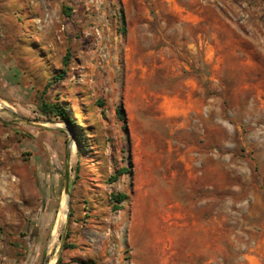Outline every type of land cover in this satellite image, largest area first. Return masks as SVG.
<instances>
[{
	"label": "rangeland",
	"instance_id": "rangeland-1",
	"mask_svg": "<svg viewBox=\"0 0 264 264\" xmlns=\"http://www.w3.org/2000/svg\"><path fill=\"white\" fill-rule=\"evenodd\" d=\"M53 259L264 264V0H0V264Z\"/></svg>",
	"mask_w": 264,
	"mask_h": 264
},
{
	"label": "trees",
	"instance_id": "trees-1",
	"mask_svg": "<svg viewBox=\"0 0 264 264\" xmlns=\"http://www.w3.org/2000/svg\"><path fill=\"white\" fill-rule=\"evenodd\" d=\"M69 60H70V58H68V57H66L64 59V63H63L64 67L68 66ZM65 75H66V70L63 69L62 74H58L51 79V81L48 84V88H53L57 83L64 81ZM38 107H39L41 113L45 117H47L49 120L59 119V120L66 122L67 124L72 126L74 129H76V136L79 139V153H80V155H82L84 152L89 151V149H87V148L90 147V145H87V139L83 135V132H82L83 128H80L81 126L79 125L78 121H76V119H75L76 115L80 116V114L78 112H75L73 114L70 112V110H68V108L66 106L63 105L62 102H60V101L49 102V101H46L43 97H41L39 99ZM117 114H118L119 118H121L123 120L125 119V111H124L123 107L118 108ZM127 173H129V170L126 168L119 170V173L110 177V182L114 183V182L118 181L119 176L121 174H127ZM112 197H113V200L117 203H122L128 198L127 194H124V193L113 194ZM114 207L116 210L122 209L121 206H114ZM61 263H62V260L60 259L57 264H61Z\"/></svg>",
	"mask_w": 264,
	"mask_h": 264
},
{
	"label": "bare ground",
	"instance_id": "bare-ground-1",
	"mask_svg": "<svg viewBox=\"0 0 264 264\" xmlns=\"http://www.w3.org/2000/svg\"><path fill=\"white\" fill-rule=\"evenodd\" d=\"M158 59V58H157ZM147 162V161H146ZM173 208V207H172ZM68 213V199L67 198H64L63 199V202H62V205H61V208H60V213H59V220H62L66 217ZM161 224V223H160ZM159 224V225H160ZM172 228V227H171ZM57 239V234L54 235L53 237V243L56 241ZM56 260V259H55ZM55 260L53 259L51 264H55Z\"/></svg>",
	"mask_w": 264,
	"mask_h": 264
},
{
	"label": "water",
	"instance_id": "water-1",
	"mask_svg": "<svg viewBox=\"0 0 264 264\" xmlns=\"http://www.w3.org/2000/svg\"><path fill=\"white\" fill-rule=\"evenodd\" d=\"M65 192H66L67 194L69 193V175H68V172H67V174H66Z\"/></svg>",
	"mask_w": 264,
	"mask_h": 264
}]
</instances>
